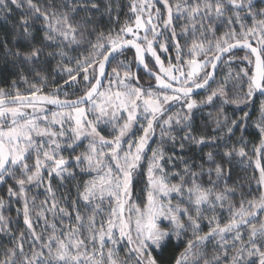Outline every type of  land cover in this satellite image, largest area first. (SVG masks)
<instances>
[{
    "label": "snow or ice",
    "instance_id": "snow-or-ice-1",
    "mask_svg": "<svg viewBox=\"0 0 264 264\" xmlns=\"http://www.w3.org/2000/svg\"><path fill=\"white\" fill-rule=\"evenodd\" d=\"M0 19V264H264V0H0Z\"/></svg>",
    "mask_w": 264,
    "mask_h": 264
},
{
    "label": "trees",
    "instance_id": "trees-1",
    "mask_svg": "<svg viewBox=\"0 0 264 264\" xmlns=\"http://www.w3.org/2000/svg\"><path fill=\"white\" fill-rule=\"evenodd\" d=\"M37 2H43V0H37ZM57 2H59V0H57ZM129 0H114V8H115V3H120V4H125L128 3ZM127 12V8H125L122 12L119 13L120 15V23H123L124 21V13ZM115 16H116V11H113V21L110 22L108 17L105 16L103 18V20L100 21L101 24V28L98 29L99 30H104L107 31L108 28L116 26L118 27V25L114 24V20H115ZM10 25H11V21L5 22L2 19H0V40H2L4 38V34L6 32H10ZM179 31V29H177ZM93 40L95 39L94 37L92 38ZM181 43H183V41H181ZM81 51H83L84 55L88 54L87 51V46H85L83 49H81ZM132 53H129V56H131ZM174 55V54H173ZM240 55H243V53H240ZM0 56H2V53H0ZM123 58V57H120ZM118 58V59H120ZM56 61H52L51 64L48 66L49 67V71H51V69L55 66ZM110 70V69H109ZM222 72H226L227 69H222ZM16 70H14L11 65H6L3 61V59H0V87L3 88H9L13 82V80H17L18 77L15 74ZM31 78V77H29ZM66 78V77H64ZM223 76L222 74H218L217 79H222ZM145 80H147L146 77H144ZM62 83L63 80L61 79V74L57 73L55 75L54 81H53V77H49V84L48 87L46 88V91H51L53 88V83ZM20 86H21V90H24L27 86L23 84V82H20ZM215 85H213L214 87ZM205 94L202 93L200 96H196L195 99L199 100L201 98H203ZM179 106H177L178 108ZM227 113L229 116H231L232 114V106L230 105H226L225 106ZM177 109H173V111H176ZM212 112V116L209 117L208 113ZM215 115H216V109H212L210 107H205L203 109V112H197L194 119H193V124H194V134L199 136L202 133H206L207 135L211 136L213 135L212 132V128L214 127V120H215ZM239 115V114H237ZM256 118V114L253 113V119ZM251 121H249V124L251 125ZM205 125H207V127H205ZM250 132H254V129L250 128ZM180 135H183V133H180ZM237 135H239V132H237ZM246 140H248V145H247V150L251 153L252 151V147H253V143L258 142V135H248L246 134ZM233 139H235V137H233ZM156 145H153V147H155ZM166 147H168V145H166ZM193 150L195 151V156L196 158H200L204 155V153H206L209 149L205 148L203 150V152H201L199 149H195V147L193 146ZM188 155L190 156L191 153H188ZM254 155V154H253ZM237 160H239V158H237ZM252 175V168L251 167H247L246 164H237L236 167L233 170V180L230 182H235L237 181V179L239 180V184L243 185V190L247 191L248 190V182L249 179ZM258 175V173H257ZM88 177H84V179H87ZM79 179V177H78ZM205 179H207V177H205ZM76 184V181H72V183L70 185H68L67 187L72 189V195L75 196V188L74 185ZM54 186H55V182H54ZM251 186L253 188L256 187L255 182L251 181ZM64 190L62 189L61 192H63ZM0 195L2 196H6V189L5 188H0ZM43 195L40 196V199H43ZM238 198V197H237ZM11 215L13 217L16 216V212L15 209L13 208V211L11 213ZM21 225H22V219H21ZM206 230V229H205ZM177 251H179V249H177ZM173 254L166 251L163 256L165 258V260L169 259L170 256H172Z\"/></svg>",
    "mask_w": 264,
    "mask_h": 264
},
{
    "label": "rangeland",
    "instance_id": "rangeland-1",
    "mask_svg": "<svg viewBox=\"0 0 264 264\" xmlns=\"http://www.w3.org/2000/svg\"><path fill=\"white\" fill-rule=\"evenodd\" d=\"M120 59H123V58H120ZM79 151H83V148L77 149V152H79ZM65 155H66V153H65Z\"/></svg>",
    "mask_w": 264,
    "mask_h": 264
},
{
    "label": "water",
    "instance_id": "water-1",
    "mask_svg": "<svg viewBox=\"0 0 264 264\" xmlns=\"http://www.w3.org/2000/svg\"><path fill=\"white\" fill-rule=\"evenodd\" d=\"M146 77V76H145ZM147 78V77H146ZM202 94V93H201Z\"/></svg>",
    "mask_w": 264,
    "mask_h": 264
},
{
    "label": "flooded vegetation",
    "instance_id": "flooded-vegetation-1",
    "mask_svg": "<svg viewBox=\"0 0 264 264\" xmlns=\"http://www.w3.org/2000/svg\"><path fill=\"white\" fill-rule=\"evenodd\" d=\"M66 155H67V153H66Z\"/></svg>",
    "mask_w": 264,
    "mask_h": 264
}]
</instances>
